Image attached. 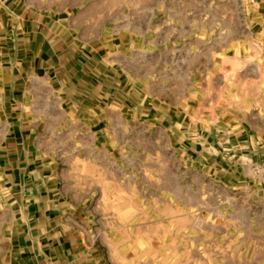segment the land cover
<instances>
[{"label":"crops","instance_id":"crops-1","mask_svg":"<svg viewBox=\"0 0 264 264\" xmlns=\"http://www.w3.org/2000/svg\"><path fill=\"white\" fill-rule=\"evenodd\" d=\"M263 163L264 0H0V264H109L159 182L264 246Z\"/></svg>","mask_w":264,"mask_h":264},{"label":"rangeland","instance_id":"rangeland-1","mask_svg":"<svg viewBox=\"0 0 264 264\" xmlns=\"http://www.w3.org/2000/svg\"><path fill=\"white\" fill-rule=\"evenodd\" d=\"M168 170L175 169L170 166L165 168ZM253 170L264 181V163ZM142 185L144 189L149 184ZM182 185L158 183L157 231L133 229L134 222L149 223V215L107 217L110 245L105 249L111 252L109 264H264V246L258 244L262 242L250 245L251 234L220 211L216 214L212 202L207 214L200 213L198 207L188 209L187 205L193 206L191 203L197 205V199L188 195ZM166 189L174 193L167 196ZM144 204L149 206V199ZM167 210L169 213H165ZM255 226V234L262 232L261 223Z\"/></svg>","mask_w":264,"mask_h":264}]
</instances>
